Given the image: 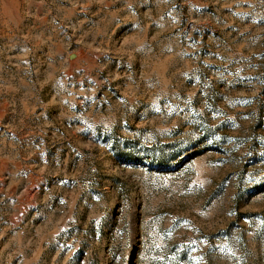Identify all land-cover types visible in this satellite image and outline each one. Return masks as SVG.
Listing matches in <instances>:
<instances>
[{
	"label": "rangeland",
	"instance_id": "obj_1",
	"mask_svg": "<svg viewBox=\"0 0 264 264\" xmlns=\"http://www.w3.org/2000/svg\"><path fill=\"white\" fill-rule=\"evenodd\" d=\"M0 264H264V0H0Z\"/></svg>",
	"mask_w": 264,
	"mask_h": 264
}]
</instances>
